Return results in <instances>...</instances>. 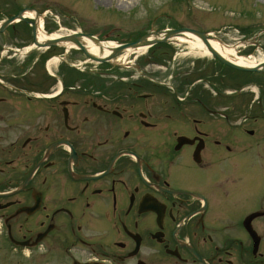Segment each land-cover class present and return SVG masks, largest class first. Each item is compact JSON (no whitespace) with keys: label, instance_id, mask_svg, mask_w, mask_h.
Masks as SVG:
<instances>
[{"label":"flooded vegetation","instance_id":"obj_1","mask_svg":"<svg viewBox=\"0 0 264 264\" xmlns=\"http://www.w3.org/2000/svg\"><path fill=\"white\" fill-rule=\"evenodd\" d=\"M37 25L0 31L3 243L37 263L45 249L66 264H264V113H234V73L213 59L190 98L184 72L82 69L58 45L38 47ZM236 147L250 177L219 179V154Z\"/></svg>","mask_w":264,"mask_h":264},{"label":"rangeland","instance_id":"obj_2","mask_svg":"<svg viewBox=\"0 0 264 264\" xmlns=\"http://www.w3.org/2000/svg\"><path fill=\"white\" fill-rule=\"evenodd\" d=\"M4 5H9L11 10L19 6H29L38 9L39 11L49 10L51 14L43 17V21H61L65 30L58 31L59 34L66 33L67 28L78 30L82 29L87 32H99L101 34H113L129 36L130 33L141 34L146 33L151 29H159L162 27H177L190 26L203 31H214L220 36L224 42L236 44L239 42L238 49L241 55L245 53H256L260 50L264 55V0H3ZM44 13V12H43ZM42 17V15H41ZM45 19V20H44ZM65 24H68L67 26ZM214 34V33H213ZM125 39L124 41H126ZM212 40V39H211ZM260 48L255 51V49ZM190 46L185 42L174 43V46L160 48L161 50H171L166 55L168 56L164 64L155 63L151 67L152 75L166 74L158 80H171L173 74L175 78L179 73L184 74L183 78L187 87L185 92H190L195 95L197 89H200L201 83L196 84L193 81L200 70H212L211 54L202 55L198 49H189ZM172 52V53H171ZM82 57V56H81ZM175 57V59H174ZM127 59V60H126ZM130 57H124L122 66L125 69L128 65ZM212 60V61H211ZM90 68L96 66H110L107 63L97 64L91 62L88 64ZM139 65V64H138ZM86 66V64H80ZM116 66V65H115ZM201 71V72H202ZM145 73H148L146 70ZM101 75V74H100ZM96 76L99 81L107 82L115 78L116 74L106 76ZM247 79H249V74ZM242 75L239 78H243ZM255 80H259L264 85V74L256 76ZM204 82V81H202ZM224 87L230 91L236 92L238 85L234 80L228 81L225 79ZM228 83H230L228 87ZM234 83V84H233ZM253 85L252 90L261 93V99H264V90ZM220 87H222L220 85ZM112 91L124 95L128 93L127 87L113 86ZM193 89L192 91H190ZM206 89V88H205ZM106 90V89H104ZM140 91L143 89L140 87ZM158 92V90H156ZM235 94L233 99H227L233 103L234 113H249L246 108L250 107L256 113H263L259 109L258 103L254 102V92L247 90L246 95ZM155 98L170 99L172 98L170 91L162 90L155 94ZM252 98V100H251ZM251 100V101H250ZM264 103V101H263ZM242 105L243 108L240 106ZM245 105V107H244ZM263 108V106H261ZM264 130V128H263ZM234 153H220L224 156L218 161L219 179L228 177L229 180L234 179L236 183L242 182L245 178L250 177V170L245 168L240 169V165L245 166L241 148H235ZM234 155V156H233ZM239 168V169H238ZM241 180V181H238ZM227 184V183H226ZM26 252H18L11 250L6 246L0 237V264H36L38 253L30 252L28 256ZM60 255L62 253H59ZM56 252L43 250L41 263L37 264H66L60 263L62 256H58ZM66 260V257H63ZM39 260V261H40ZM169 262L166 261V264ZM163 264V263H162Z\"/></svg>","mask_w":264,"mask_h":264},{"label":"bare ground","instance_id":"obj_3","mask_svg":"<svg viewBox=\"0 0 264 264\" xmlns=\"http://www.w3.org/2000/svg\"><path fill=\"white\" fill-rule=\"evenodd\" d=\"M28 14H32L31 12ZM183 38H181L182 40ZM185 39V38H184ZM186 41L189 42L190 48L191 49H198L201 54H206L207 50L205 49L204 45L202 44V42L198 39L193 37L191 40H187ZM86 46L89 48L90 52L96 55H100L99 53V47L98 45H96L93 41L87 39L85 42ZM211 44L214 46L215 49H217L221 55L223 57H225L226 59L232 60L237 64L240 65H247V66H253L255 64H257L258 62H262L264 61V59L262 60H258L257 58L255 59L254 55H241L239 54V49L236 46L237 44H225V43H218L217 41L211 40ZM104 51H103V55H106L109 51L108 48L103 46ZM133 48H128L124 51V55L123 57H125L126 55L132 53L133 51L135 52H140L143 51L145 48L144 47H140L137 50H132Z\"/></svg>","mask_w":264,"mask_h":264},{"label":"water","instance_id":"obj_4","mask_svg":"<svg viewBox=\"0 0 264 264\" xmlns=\"http://www.w3.org/2000/svg\"><path fill=\"white\" fill-rule=\"evenodd\" d=\"M184 29H163V30H160L158 31V34H160L162 36V39L163 41H168L169 39H171V37L173 36H176V35H181L182 31ZM124 47V46H122ZM122 51V48H118L115 50V53H120ZM214 52V51H213ZM222 61L228 63L229 65L231 66H234V67H237V68H241V69H248L246 67H241V66H238V65H235L233 63H231L230 61L224 59L223 57H221L218 53L214 52ZM114 57V55H113ZM96 58V57H94ZM98 59V58H96ZM104 61H109L108 58H103Z\"/></svg>","mask_w":264,"mask_h":264}]
</instances>
